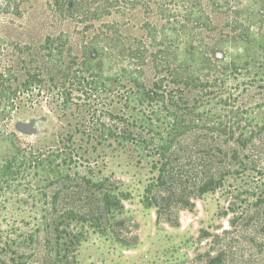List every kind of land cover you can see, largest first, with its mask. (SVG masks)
<instances>
[{
    "label": "rangeland",
    "instance_id": "rangeland-1",
    "mask_svg": "<svg viewBox=\"0 0 264 264\" xmlns=\"http://www.w3.org/2000/svg\"><path fill=\"white\" fill-rule=\"evenodd\" d=\"M53 1L15 0L20 10L0 13V36L11 43L37 47L48 35L68 32L67 59L77 55L80 62V44L97 30L84 32L89 18L63 16L50 8ZM88 1L92 7L98 2ZM170 2L176 7V0ZM126 3L131 8L126 16L107 15L96 25L118 20L125 23L121 30L130 41L143 35L149 42L148 23L159 19L157 4L154 0ZM174 37L176 46V34ZM151 44L150 49H161L158 41ZM237 52L231 48L227 61ZM102 59L100 72L77 74L76 80L85 84L84 91L74 90L68 99L65 91L36 88L34 102L14 111L4 122L5 128L15 131L24 146L57 143L59 138L67 139V133L73 134L82 157L73 170L78 169L94 181H104L105 188L121 199L122 207L104 211L100 225L91 221L71 225L74 232H81L80 242L70 255L73 263L208 264L211 258L220 256L221 264H264V203H256L257 195H262L264 189V175L249 166L257 154L244 158L245 152L235 144L207 137L208 128L220 120L237 132L242 124L255 123L250 121L264 109V80L255 73L259 62L236 72L225 65L216 68L218 74L227 73L224 81L212 80L213 87L223 92L218 98H214L212 87L199 92L204 94L203 98L191 93L190 104L197 107L192 116L202 119L200 126L181 138L174 136L171 163L160 177L162 161L158 153L176 133L172 126L176 123V86L172 79L164 84V89L172 90L165 99L159 97L143 105L129 101L133 92L127 74L113 63V56L104 55ZM38 65L45 70L46 79L54 72L59 76L46 59H33V66ZM162 71L167 76L173 73L171 69ZM143 77L151 86L155 69L150 60L144 66ZM183 101L180 98L178 112L184 121L188 116L181 111L186 112L188 107ZM126 130H132L136 139L146 142L139 144L142 139L137 143L133 138L112 136L113 132ZM4 150L5 145L0 148ZM240 150L239 158L234 152ZM212 174L220 179L217 187L200 192L199 187ZM15 184L17 188L13 185L7 191L0 190V258L4 264H12L14 256L10 250L5 251L6 242L23 241L32 234L38 244H44L48 226L38 225L33 217L54 209V187L46 190V182L33 171ZM68 185L62 188L58 210L78 204L89 207L90 203L98 211L100 190L77 180ZM43 255V251L33 254L29 264H43Z\"/></svg>",
    "mask_w": 264,
    "mask_h": 264
},
{
    "label": "trees",
    "instance_id": "trees-1",
    "mask_svg": "<svg viewBox=\"0 0 264 264\" xmlns=\"http://www.w3.org/2000/svg\"><path fill=\"white\" fill-rule=\"evenodd\" d=\"M14 1L0 0V13L20 10ZM154 2L158 7L159 19L148 23L151 34L149 42L143 35L130 41L121 30L125 23L118 20L102 22L99 27L96 25V21L107 15L117 13L126 16L131 10L126 0H98L93 7L88 0L50 2V8L63 16L88 17L84 32L97 30L80 44V62L77 55L71 60L67 59V44L70 42L68 32L48 35L37 47L28 43H11L0 36V148L5 145V150L0 151V190L7 191L13 185L17 188L15 182L19 178H26L31 171L46 182V190L49 187L55 189L51 196L54 209L48 210L41 217H33L38 225L48 226V238L44 240L43 245L38 244L32 234L23 241L6 242L5 251L10 250L14 254L12 264H29L30 256L41 251L44 252L43 264H74L70 255L74 246L80 242L81 232H74L71 225H84L88 221L100 225L104 211L112 212L122 207L120 197L111 189L105 188L104 181H94L89 175L81 174L78 169L73 170V166L76 167L82 159L75 146L73 134L67 133V139L59 138L57 143H47L44 146L29 143L24 146L15 131L5 128V120L14 111L34 102V89L65 91L69 99L74 90H85V84L76 80L77 74L82 71L100 72L104 65V55L113 56V63L122 67V71L132 83L133 93L129 101L143 105L146 101L151 102L159 97L165 99L172 90L164 89V84L172 79L176 86V123L172 126L176 128V133L169 140V144L160 147L158 153L162 161L160 177H163L171 163L174 136L181 138L200 126L202 119L192 116L197 107L190 104L191 93H198V96L203 98L204 94L199 92L210 87L214 88V91H211L214 98L223 93L219 87H213L212 80L219 78L224 81L227 73L218 74L214 71L216 68L225 65L232 72H236L245 65H256L259 62V70L255 73L264 80V0H176V7L170 0ZM156 41L160 43L161 49H150L151 43ZM231 48L238 52L227 61ZM33 59H46L58 70L59 76L54 72L46 79L42 65L33 66ZM149 60L155 69L151 86L143 77L144 66ZM75 64L78 66L75 67ZM163 69L173 70L172 75L163 74ZM94 83L99 84V81L95 80ZM180 98L189 110L181 111L183 115L188 116L184 121L178 112ZM252 121L255 123H249L248 126L247 123L242 124L241 130L237 132L226 121L220 120L208 128L207 137L213 141L221 139L223 143L235 144L245 152L244 158H252L257 154L249 166L264 175V109L250 122ZM112 136L133 138L137 143L142 139H136L137 134L132 130L113 132ZM142 142L146 141L142 139L139 144ZM241 150L240 153L234 152L239 158ZM246 167L248 168V164ZM72 180L92 185L101 191V206L98 211L94 206L91 207L90 203L89 207L78 204V207L71 206L63 211L57 209L62 188L69 187L68 183ZM219 182L220 179L212 174L199 190H214ZM256 203H264V189L262 195H257ZM221 262V257L216 256L211 258L208 264ZM0 263L4 264L5 261L0 258Z\"/></svg>",
    "mask_w": 264,
    "mask_h": 264
},
{
    "label": "water",
    "instance_id": "water-1",
    "mask_svg": "<svg viewBox=\"0 0 264 264\" xmlns=\"http://www.w3.org/2000/svg\"><path fill=\"white\" fill-rule=\"evenodd\" d=\"M23 128H25V129H31V126H22Z\"/></svg>",
    "mask_w": 264,
    "mask_h": 264
}]
</instances>
